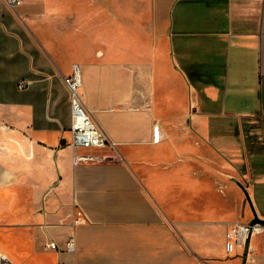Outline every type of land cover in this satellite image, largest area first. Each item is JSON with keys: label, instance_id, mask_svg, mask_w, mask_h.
<instances>
[{"label": "crops", "instance_id": "0c3cea01", "mask_svg": "<svg viewBox=\"0 0 264 264\" xmlns=\"http://www.w3.org/2000/svg\"><path fill=\"white\" fill-rule=\"evenodd\" d=\"M97 4L82 18L73 0H0V216L13 237L0 252L13 264H247L257 232L231 254L224 233L252 207L264 217V0ZM73 62L116 142L78 148L101 161H72ZM212 151L230 176H209ZM169 162L171 182L146 176Z\"/></svg>", "mask_w": 264, "mask_h": 264}, {"label": "built area", "instance_id": "2783aa9c", "mask_svg": "<svg viewBox=\"0 0 264 264\" xmlns=\"http://www.w3.org/2000/svg\"><path fill=\"white\" fill-rule=\"evenodd\" d=\"M19 0H8L11 6L18 3ZM64 81L68 88L70 100V138L68 144L73 148L72 161L73 163L85 161H101L106 155L97 152H82L80 147L103 146L106 144L116 148V142L107 134V132L96 122L90 111L84 104L82 98L81 72L77 62H73L71 72L64 76ZM29 80L20 79L18 86L23 88L27 86ZM80 214V211H77ZM264 230V224L260 222L234 221L228 225L224 233V249L227 254L235 251V248L241 245H248L250 236L253 233ZM46 247L59 251L57 241L50 238L46 242ZM65 250L74 252L76 250V239L73 230L69 231L65 239ZM0 264H13L10 259L0 252ZM58 264H75L73 261H59Z\"/></svg>", "mask_w": 264, "mask_h": 264}, {"label": "rangeland", "instance_id": "374dc122", "mask_svg": "<svg viewBox=\"0 0 264 264\" xmlns=\"http://www.w3.org/2000/svg\"><path fill=\"white\" fill-rule=\"evenodd\" d=\"M73 1L78 4L77 12L79 14V17L84 18L87 17L93 11V9L97 10V6H98L97 3H99L100 5H104L106 4L107 0H73ZM69 11L76 12V9L72 8ZM185 143H186V139H185ZM171 159L172 158H170V160ZM181 160H185V162L187 163V161L190 160V158L187 153H184ZM206 162L211 166L209 176L212 179L216 177L219 178L220 176H230L229 172L228 174L227 172L224 171V169H222L220 156L216 154L214 151L211 152V156L209 160L208 159L206 160ZM195 164H196V169H195L196 175L199 176L198 172L199 173L201 172L200 174L203 176L202 174L204 170L203 162L196 160ZM189 167L190 165H185V170L182 171L181 175L187 177L189 175ZM175 171L176 170L172 168L171 162L167 164L160 163L155 167V169L148 170L146 172L147 173L146 176L150 177V174L153 173L152 175L153 179L156 177H163L169 180V182H171L172 178L175 176L174 174ZM206 171H208L207 168ZM190 173H193V170L191 171L190 169ZM205 176H208L207 172ZM167 188L168 189L165 190V192L168 191L171 192L172 185L169 183ZM216 188L218 190L219 186H217ZM245 203H246V198H245ZM11 222H12L11 216L9 217L0 216V250H6L8 253H11L12 244H13V237L11 231H9V229L12 226ZM245 255L247 257V264H264V230L257 232V240L255 242V246H252V249H249V251H247Z\"/></svg>", "mask_w": 264, "mask_h": 264}, {"label": "water", "instance_id": "95a60500", "mask_svg": "<svg viewBox=\"0 0 264 264\" xmlns=\"http://www.w3.org/2000/svg\"><path fill=\"white\" fill-rule=\"evenodd\" d=\"M244 192H245L246 196L248 197V193L245 189H244ZM249 201H250V199H249ZM250 204H251V201H250ZM252 212H253V216H252L250 222H252V223L253 222H260V223L264 224V217H260L253 207H252Z\"/></svg>", "mask_w": 264, "mask_h": 264}]
</instances>
